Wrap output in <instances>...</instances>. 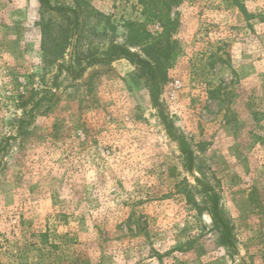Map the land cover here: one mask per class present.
<instances>
[{
  "label": "rangeland",
  "instance_id": "374dc122",
  "mask_svg": "<svg viewBox=\"0 0 264 264\" xmlns=\"http://www.w3.org/2000/svg\"><path fill=\"white\" fill-rule=\"evenodd\" d=\"M51 3L77 10L84 54L168 48L167 81L155 106L127 59L72 76L59 15L0 0V264H264V0Z\"/></svg>",
  "mask_w": 264,
  "mask_h": 264
},
{
  "label": "trees",
  "instance_id": "16d2710c",
  "mask_svg": "<svg viewBox=\"0 0 264 264\" xmlns=\"http://www.w3.org/2000/svg\"><path fill=\"white\" fill-rule=\"evenodd\" d=\"M41 8L48 12H53L59 15L61 21L57 24L56 29L58 32L65 34V39L67 46L65 49H68L71 46V41L74 36L77 37L78 35V27H79V14L77 10H73L71 8L66 7H56L53 6L51 3V0H39ZM53 28L50 24H43L42 30H43V51L46 55L49 54L48 46H47V39L49 38L47 36L48 32ZM51 39V37L49 38ZM76 43L74 45V53L73 58L71 62L67 64V71L70 73V75H75V67H79L80 71L79 74L84 72L83 65L84 63L89 60V63L87 65L94 66L97 64H109L115 60L119 59H127L129 60L133 65L136 66V68L139 70V72L142 74V76L146 80V84L150 93L151 101L155 106L159 105V97L162 92L163 85L167 81V74L164 71L165 68V61L168 59L170 52L168 48H162L160 50H155V47L153 46H147L143 48L144 53L147 58H143L140 54L136 52H132L131 47L128 46L130 44L132 47L139 46L138 37H132L131 40H128L125 44H116L112 42L109 47L107 48V51L104 54L103 58H99L97 54L91 53L90 50H88L87 53L84 54V52H81L78 48V37L76 39ZM56 53H59V50L56 51ZM157 55V59H151L149 57H154V55ZM63 56V53L61 54ZM61 56V58H62ZM46 65H50L53 63V61H49L46 57L45 59ZM77 74L75 78L78 77ZM45 94H48L47 91L44 92ZM32 97H30L28 100L23 101L20 104V107L22 109H27L28 106L32 103ZM39 105L38 103L34 105ZM20 127L21 132L20 134L23 135V125L25 124L24 120L20 121ZM179 140V146L181 153L186 158V166L189 170H191L195 166V156L193 151L190 148V145L185 142L182 138H178ZM6 151V148L4 147L2 149V152ZM1 153V151H0ZM199 186L201 187V192L205 196L207 202H206V209L209 212L212 221L215 225V227L219 231V235L221 238V242L224 246L228 248H233V238H232V228L230 224L224 220V217L222 216L220 212V197L218 193L210 186H206L202 184L200 180H198Z\"/></svg>",
  "mask_w": 264,
  "mask_h": 264
}]
</instances>
